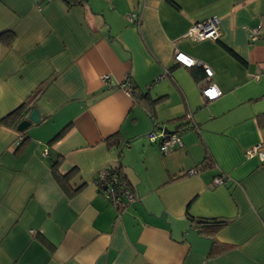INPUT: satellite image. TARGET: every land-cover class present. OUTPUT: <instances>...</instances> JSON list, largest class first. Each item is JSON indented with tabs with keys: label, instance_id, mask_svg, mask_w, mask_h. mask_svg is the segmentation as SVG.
<instances>
[{
	"label": "crops",
	"instance_id": "1",
	"mask_svg": "<svg viewBox=\"0 0 264 264\" xmlns=\"http://www.w3.org/2000/svg\"><path fill=\"white\" fill-rule=\"evenodd\" d=\"M212 16L219 40L186 36ZM177 50L212 68L219 97L203 96L206 73L177 63ZM39 88L40 121L25 134L5 124ZM166 129L182 145L163 154L149 134ZM257 144L264 0H0V264H264V162L246 154ZM56 161L75 169L68 191ZM104 168L127 177L134 201L105 198ZM211 218L227 223L201 234L195 224Z\"/></svg>",
	"mask_w": 264,
	"mask_h": 264
},
{
	"label": "built area",
	"instance_id": "2",
	"mask_svg": "<svg viewBox=\"0 0 264 264\" xmlns=\"http://www.w3.org/2000/svg\"><path fill=\"white\" fill-rule=\"evenodd\" d=\"M262 30V25H258L252 28L249 32V37L252 41L259 38L260 32ZM186 36L193 39L196 42L204 40L217 41L221 37L220 19L217 16H212L202 21H197L186 32ZM174 59L177 63L185 67L199 66L206 73V85L202 86V94L208 100H214L221 95L220 88L213 82L211 78L213 77V70L207 64L197 60L188 54L181 51H176ZM163 75H166L163 74ZM107 76H105L106 80ZM132 82L130 79H126L125 83L122 85L123 89L130 93ZM188 118L192 119V115L189 114ZM151 141H159L160 148L163 154L169 153L175 147L182 145V136L179 132L164 133L152 131L149 134ZM247 156L251 157L253 155H258L260 160L264 162V146L257 144L246 150ZM200 170L191 169L188 171L189 174L198 173ZM227 174H220L215 176L213 179V184L215 186L223 184L227 179ZM96 183L99 187V191L105 196V198L113 205L115 208L120 209L127 202H132L136 199L135 192L126 185V183L121 179L119 172L113 168H104L97 172Z\"/></svg>",
	"mask_w": 264,
	"mask_h": 264
},
{
	"label": "trees",
	"instance_id": "3",
	"mask_svg": "<svg viewBox=\"0 0 264 264\" xmlns=\"http://www.w3.org/2000/svg\"><path fill=\"white\" fill-rule=\"evenodd\" d=\"M64 1L66 3H68L69 5L79 4L82 2V0H64ZM228 49L233 55L237 56L236 53L231 48H228ZM41 91H42V88H39L38 90H36L33 93V95L30 98H28L21 105H19L18 107L13 109L11 112H9L5 116V118L3 119L4 123L7 124L8 126L17 128L20 121H22L23 119L26 118L29 111L36 108V99L39 96V94L41 93ZM131 93H132V95L135 96V98L137 99V101L139 103H144L145 105H147L149 107L148 109H153L156 101L154 99L148 98L146 93L139 91L138 89H136L135 86H133V87L131 86ZM147 111L151 112L150 110H147ZM21 133L25 134L24 131H22ZM62 134L63 133L61 132L58 134V136L60 137ZM25 141H26V136H23V139L21 140V145L24 144ZM58 163L59 162L56 161L53 164V175L56 178V180L59 182L60 186L63 189H66L68 191L69 190L68 189L69 181H70L72 175L74 174L75 169L71 170L67 174H61L59 172V169H58ZM202 165L203 166H201V168H199L200 170L205 169L207 167H211L212 166L211 158L210 157L206 158ZM117 171L119 172L121 179L126 183V185L129 186L134 191L133 185L129 182L127 177L125 175H123L121 173V171H119V170H117ZM96 179H95V181H97ZM188 217L193 223L196 222V219L192 215L188 214ZM226 223H227L226 219L211 218V219L203 220V222L201 224L196 223L195 227L200 231L201 234L213 236L217 231H219L221 228H223L226 225ZM217 248H219L218 243L216 242V240H214L211 253L218 252ZM220 248L223 249V247H220Z\"/></svg>",
	"mask_w": 264,
	"mask_h": 264
},
{
	"label": "water",
	"instance_id": "4",
	"mask_svg": "<svg viewBox=\"0 0 264 264\" xmlns=\"http://www.w3.org/2000/svg\"><path fill=\"white\" fill-rule=\"evenodd\" d=\"M41 118V113L38 108H34L33 110L29 111L26 118L20 121V123L17 126V129L22 132L26 130L29 126H31L33 123H38ZM166 132L173 133L172 131L166 129ZM199 222H203V220H200Z\"/></svg>",
	"mask_w": 264,
	"mask_h": 264
}]
</instances>
